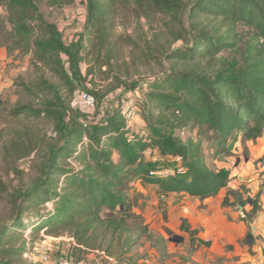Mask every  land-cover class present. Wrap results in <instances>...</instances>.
I'll list each match as a JSON object with an SVG mask.
<instances>
[{
	"label": "trees",
	"instance_id": "1",
	"mask_svg": "<svg viewBox=\"0 0 264 264\" xmlns=\"http://www.w3.org/2000/svg\"><path fill=\"white\" fill-rule=\"evenodd\" d=\"M38 1L0 0L10 28L6 54L29 56L33 79L22 87L37 103L16 107L13 115L52 122L49 143L28 139L17 148L21 156L41 154L39 175L16 192L12 217L0 225V264H24L21 257L32 247L15 242L24 243L29 228L54 235L68 231L75 250L122 259L135 245L128 197L135 183L162 194L211 199L231 177L207 165L204 144L215 141L209 156L214 160L229 154L233 135L255 141L264 133V0H133L165 17L170 44L183 45L164 57L167 73L148 82L144 101L134 105L144 126L140 133L130 130L120 107L99 124L87 123L71 107L80 87L95 107L104 97L84 85L96 69L110 67L111 15L120 0H84V30L68 44L39 12ZM74 2L51 0L58 8ZM226 53L233 59L222 58ZM146 154L171 157L182 170L160 177Z\"/></svg>",
	"mask_w": 264,
	"mask_h": 264
},
{
	"label": "rangeland",
	"instance_id": "2",
	"mask_svg": "<svg viewBox=\"0 0 264 264\" xmlns=\"http://www.w3.org/2000/svg\"><path fill=\"white\" fill-rule=\"evenodd\" d=\"M38 8L44 19L57 26L66 44L76 41L83 32L86 17L84 0H75L74 4L63 8L54 6L51 0H39ZM111 17L110 67L102 68L100 72L96 69L88 78L92 81L84 85L88 90L105 93L104 97L96 107H85L77 98L78 91L83 90L78 85L80 88L75 90L71 99L72 109L83 114L89 124H99L114 108L120 107L124 111L129 105H138L140 100L143 102L144 84L162 78L169 69L164 57L183 46L181 42L170 44L164 28L165 17L146 11L133 0H120V5ZM9 31L5 9L0 5V225L12 217L16 192L29 188L39 175L41 154L21 156V150L17 148L21 147L23 140L24 143L28 139L49 143L52 138L51 121L13 115L16 107L36 108L37 103L22 87V84H28L33 79L29 56L16 52L8 55L4 51L9 44ZM233 57L230 53L222 56L225 60H232ZM80 69L84 74L87 64H82ZM122 82L128 87H134L127 90ZM139 119V115L134 117V120ZM237 139L235 134L228 143L229 154L214 160H210L209 156L216 150L215 141L204 144L203 153L207 156V165L218 170L229 166L227 160L241 161L246 157L247 151ZM145 158L156 172L179 174L182 170V166L171 157L146 154ZM128 197L130 212L134 216L129 221V236L135 245L124 258L113 260L118 263L122 260L125 264H223L211 259L213 254L208 250L196 251L190 237L181 231L186 223L180 215L184 204L176 205L174 200L168 199L155 188L138 183L128 191ZM47 210H51V207ZM144 228L146 233L141 232ZM33 235H36L34 240ZM22 240L24 243L15 242L16 247H32L21 257V263L24 264H39L43 253L49 257V264H55L63 256L93 264L101 261L96 251L75 250L73 238L68 231L54 235L46 233L45 229L35 232L29 228L23 231Z\"/></svg>",
	"mask_w": 264,
	"mask_h": 264
},
{
	"label": "crops",
	"instance_id": "3",
	"mask_svg": "<svg viewBox=\"0 0 264 264\" xmlns=\"http://www.w3.org/2000/svg\"><path fill=\"white\" fill-rule=\"evenodd\" d=\"M134 117L127 119L128 126L140 133L143 123ZM236 135L247 156L227 160L229 166L218 169L230 172L227 187L202 202L185 193L164 195L176 205L184 204L180 215L186 223L181 231L196 251L208 250L211 259L223 264H264V134L255 141ZM225 197L227 204L222 205ZM207 242L208 247L203 244Z\"/></svg>",
	"mask_w": 264,
	"mask_h": 264
},
{
	"label": "built area",
	"instance_id": "4",
	"mask_svg": "<svg viewBox=\"0 0 264 264\" xmlns=\"http://www.w3.org/2000/svg\"><path fill=\"white\" fill-rule=\"evenodd\" d=\"M145 86L146 85L144 84V86H143L144 89H145ZM77 98H78L79 102L82 103L85 107H91V108L95 107L94 98L91 95H89L88 93L81 92L78 94ZM123 112L126 114L127 119H130L136 115H139L138 108L135 106H130V105L127 106ZM155 174L160 176V177H163V178L174 175L170 171L156 172ZM72 244L75 246L74 242H72ZM96 253L99 256H101L100 257L101 261H98L94 264H119L118 262H116L112 258L107 257L103 252L96 251ZM39 262H40L39 264H49V257L45 253H43L39 259ZM55 264H93V263L86 261V260H75L70 256L69 257L63 256V257H60L59 259H57L55 261Z\"/></svg>",
	"mask_w": 264,
	"mask_h": 264
}]
</instances>
